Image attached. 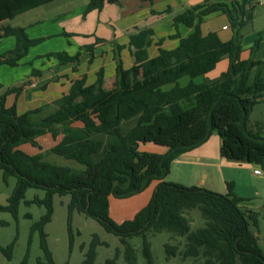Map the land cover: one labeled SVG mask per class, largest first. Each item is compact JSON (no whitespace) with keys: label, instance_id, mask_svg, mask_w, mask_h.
I'll list each match as a JSON object with an SVG mask.
<instances>
[{"label":"trees","instance_id":"trees-1","mask_svg":"<svg viewBox=\"0 0 264 264\" xmlns=\"http://www.w3.org/2000/svg\"><path fill=\"white\" fill-rule=\"evenodd\" d=\"M54 0H0V40L15 36V49L3 56L0 64L18 66L32 46L44 39H30L25 28L3 22ZM120 0H89L88 10H101L106 4ZM187 9L174 19L195 26V32L182 39L180 45L147 59L152 30H142L130 36L136 49V65L125 70L117 62L114 79L105 83L100 71L97 81L86 84L77 80L69 94L51 105L18 114L16 107L5 108V94L20 91L28 81L7 89L0 95V172L4 180L17 179L7 206L1 211L15 216L29 188L46 191L42 200L46 213L32 226L40 232V246L46 261L56 264L48 247L46 225L54 214V196L70 195L68 206L70 229L72 214L77 211L96 219L107 232L121 238L144 236L143 256L146 264H155L148 232L168 231L185 237L183 259L200 260V264H264L255 213L243 209L242 199L228 183L226 194L196 186H184L166 181L172 162L182 154L200 147L217 132L222 138L221 153L228 159L246 160L261 165L264 171V138L250 129L254 107L264 95V63L242 60L243 30L253 20L252 0H224ZM221 12L233 31L229 42H222L211 32L202 35L195 21ZM257 40L252 47H259ZM227 56L229 68L219 78L195 81L213 70ZM61 64L76 62L77 56L65 52L50 53ZM38 74L37 70L33 75ZM189 77L182 85L179 80ZM173 85L167 89L166 86ZM50 135L56 145L50 152L82 165L84 169L58 165L40 153L31 155L22 148L31 145L42 149L39 139ZM153 143L168 148L164 154L141 151V144ZM159 181L149 203L133 219L119 224L109 214V196L130 198L144 191L153 181ZM198 208L206 227L192 230V218L187 212ZM13 241L5 250L14 248ZM169 255L176 256V246L167 244ZM28 254L22 264H28ZM95 244L86 254L83 264H95ZM116 259L106 264H117ZM125 259L136 264L137 257L127 245ZM189 264V263H184Z\"/></svg>","mask_w":264,"mask_h":264},{"label":"crops","instance_id":"crops-1","mask_svg":"<svg viewBox=\"0 0 264 264\" xmlns=\"http://www.w3.org/2000/svg\"><path fill=\"white\" fill-rule=\"evenodd\" d=\"M204 1L120 0L106 4L101 10L89 11V0H54L3 22L13 27L25 28L30 39H44L29 49L18 66L0 64V95L7 89L28 81L20 91L5 94V108L16 107L18 114H24L51 105L69 94L77 80L84 78L87 85L94 84L100 71H103L105 83L110 86L116 76L119 60L127 71L137 64L134 53L136 49L130 43L132 34L142 30L153 31L146 49L147 59L158 56L160 48L173 50L180 45L182 39L195 32V26L189 27L183 23L175 26V17ZM222 1L224 0H211L208 3ZM252 2L253 20L244 28L241 59L264 63V0ZM198 23L203 36L214 32L222 42L232 39L229 19L221 12L204 16L201 21L197 19L195 24ZM257 40L260 41L259 47L252 51ZM16 45L15 36L2 38L0 58L15 49ZM59 52L77 56V61L61 64L54 57L47 58L48 54ZM228 68L229 59L224 56L213 70L195 81L201 83L206 79L219 78ZM34 70L38 74L33 75ZM179 82L186 85L189 77L185 76ZM172 86L168 85L166 88L170 89ZM250 129L264 138V95L253 109ZM50 137L47 135L42 138ZM42 138L39 139L42 149L36 148L31 155L41 153L45 158L46 151L56 145L53 139L44 145L41 143ZM222 143L221 136L215 132L203 145L173 161L165 180L222 194L228 192V183H233L235 194L242 199L243 209L255 213L258 218V228L253 230L258 234L260 247L264 252L261 224L264 217V175L254 173L255 169L262 167L246 160L226 158L221 153ZM152 144H141L139 149L158 154H164L168 150ZM158 183L157 180L153 181L144 191L130 198L109 196L110 217L119 224L133 219L149 203Z\"/></svg>","mask_w":264,"mask_h":264},{"label":"rangeland","instance_id":"rangeland-1","mask_svg":"<svg viewBox=\"0 0 264 264\" xmlns=\"http://www.w3.org/2000/svg\"><path fill=\"white\" fill-rule=\"evenodd\" d=\"M244 31L245 29L243 33ZM48 139L42 138L41 143L47 145L48 141L49 143L53 141L51 137ZM22 149L29 154L36 151L31 145H26ZM45 159L58 165L84 169L73 160L52 154L49 149L46 151ZM16 182L14 176L5 181L3 173L0 172V205H8ZM45 196L44 189L29 188L16 216L12 212L0 210V264H22L27 254L28 264H38L40 259L46 261L40 246V232L32 233V226L46 213L45 206L39 205L35 200H42ZM70 200V195L54 196V214L51 222L45 227L48 247L56 264H83L86 254L94 244L95 264H106L108 260L116 257L117 264H128L125 259L127 245H131L135 250L136 264H146L143 256L144 236L127 238V242L124 243L120 237L107 232L96 219L77 211L72 214L70 229L68 210ZM187 214L193 220L191 223L193 231L206 227V221L198 208L188 211ZM261 224L264 235V217L261 219ZM145 239L150 245L155 264H200V260L183 259L180 255L185 248V237L163 231L148 232ZM13 241H15L14 248L8 254L5 250ZM167 244L176 246L179 253L176 256L169 255L166 251ZM262 248L264 249V246Z\"/></svg>","mask_w":264,"mask_h":264},{"label":"built area","instance_id":"built-area-1","mask_svg":"<svg viewBox=\"0 0 264 264\" xmlns=\"http://www.w3.org/2000/svg\"><path fill=\"white\" fill-rule=\"evenodd\" d=\"M254 173H255L256 175H259V176L264 175V171H263L262 169H260V168L255 169Z\"/></svg>","mask_w":264,"mask_h":264},{"label":"water","instance_id":"water-1","mask_svg":"<svg viewBox=\"0 0 264 264\" xmlns=\"http://www.w3.org/2000/svg\"><path fill=\"white\" fill-rule=\"evenodd\" d=\"M1 59H4V58H3V57H1V58H0V60H1Z\"/></svg>","mask_w":264,"mask_h":264}]
</instances>
